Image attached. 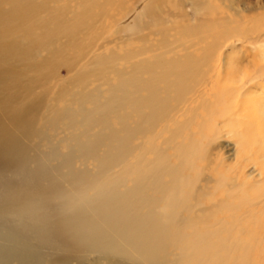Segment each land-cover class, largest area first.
Segmentation results:
<instances>
[{
  "label": "bare ground",
  "instance_id": "bare-ground-1",
  "mask_svg": "<svg viewBox=\"0 0 264 264\" xmlns=\"http://www.w3.org/2000/svg\"><path fill=\"white\" fill-rule=\"evenodd\" d=\"M125 3L0 0V264H264V231L255 237L240 227L246 236L240 245L226 244L225 226L185 232L183 188L194 184L185 170L202 153L200 141L191 136L172 146L177 164L160 145L134 143L206 78L211 57L240 29L211 19L199 55L163 54L128 67L119 61L132 58V51L90 56L105 19ZM237 53L240 48L230 47V55ZM87 56L52 94L58 69ZM251 66L247 81L239 67L236 83L199 101L213 121L240 117L242 131H234H240V150L249 151L264 129V83L253 81L258 65ZM93 78L103 83L91 88ZM240 88V114H233ZM188 125L185 116L172 132ZM78 160L94 169H76Z\"/></svg>",
  "mask_w": 264,
  "mask_h": 264
},
{
  "label": "rangeland",
  "instance_id": "rangeland-1",
  "mask_svg": "<svg viewBox=\"0 0 264 264\" xmlns=\"http://www.w3.org/2000/svg\"><path fill=\"white\" fill-rule=\"evenodd\" d=\"M158 1L126 0L119 13L112 10L111 15L114 14V17L105 19L104 29L93 40L89 55L113 52L122 55L126 51L134 52L129 60L119 61L124 67H128L133 61L153 60L163 54L167 57L174 53L185 56L193 52L199 55L203 45L200 37L211 19L216 20V23L222 21L230 28L240 29V35L235 32L234 35L225 38L224 45L211 57L213 68L208 70L206 78L203 77L204 80L202 79L194 89L188 90L183 99L174 104L165 120L155 126L153 131L134 141L135 144L148 145L153 142L160 145L166 150L172 164L178 163V153L172 146H180L191 136L200 141L202 153L195 158L194 166L185 170L188 178L194 181V184L190 183L183 188L187 193L184 199L186 206L180 207L182 210L180 215L188 218L185 232L191 233L192 227L205 232L225 226L228 230L221 232V237L226 240V244L236 242L240 245V240L246 239L240 227L249 229V234L252 233L255 237L262 236L264 231V168L260 167L259 163V152H264L262 134L264 129L259 127L257 130L261 136L255 138L260 143H254L251 151L248 148L240 150L242 131L240 117L235 121L223 119L213 121L199 101L202 97H209L236 83L237 80L233 78L237 76L239 67L245 72L244 80L247 81L253 74L251 65L257 64L252 79L257 84L264 83V0ZM209 4L214 5V9H209ZM119 20L123 22H118ZM191 32L194 34L192 37ZM233 45L240 48L237 55H230V47ZM88 57L78 59L74 67L63 65L58 69L57 75L51 81L52 94L59 85L71 79L73 72L81 69ZM234 60L238 61L239 66ZM245 65L250 66L247 68ZM216 74H221V78L216 77ZM227 76L228 79H224ZM99 83L103 81L93 78L90 87ZM241 84L237 82V85ZM247 85L249 84L245 86ZM241 91L242 88L235 93L238 106L233 108V114H240ZM224 98L227 99L228 95ZM185 116L189 125L175 135L172 131L177 124L184 121ZM260 125L264 127V120H261ZM234 128H240V131L235 133ZM231 131L235 133V139L237 138L235 142ZM172 133L175 135V141L167 147L165 140L171 137ZM60 147V150H64ZM40 148L45 151L48 149L47 146ZM245 153L257 159L258 165L254 166L251 162L244 161ZM74 165L76 169L86 171L94 169L92 162L84 163L78 160ZM241 197L244 199L241 200ZM228 204L231 205L230 208H227ZM87 258L89 261L86 263H89L93 255ZM71 263L75 264V261Z\"/></svg>",
  "mask_w": 264,
  "mask_h": 264
}]
</instances>
